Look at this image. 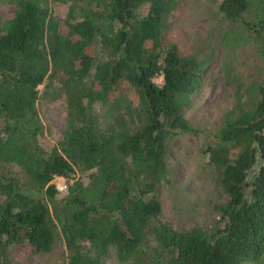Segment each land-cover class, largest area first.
Segmentation results:
<instances>
[{
    "label": "trees",
    "instance_id": "trees-1",
    "mask_svg": "<svg viewBox=\"0 0 264 264\" xmlns=\"http://www.w3.org/2000/svg\"><path fill=\"white\" fill-rule=\"evenodd\" d=\"M57 1L68 4L62 21ZM183 1L14 0L15 14L0 16V264H20L16 246L44 254L58 242L66 264H102L111 250L123 264H264L262 82L239 86L248 100L207 134L218 222L162 218L171 141L203 131L187 113L199 63L164 35ZM218 12L264 49V0H221ZM57 102L67 122L47 149L55 129L39 108Z\"/></svg>",
    "mask_w": 264,
    "mask_h": 264
},
{
    "label": "rangeland",
    "instance_id": "rangeland-1",
    "mask_svg": "<svg viewBox=\"0 0 264 264\" xmlns=\"http://www.w3.org/2000/svg\"><path fill=\"white\" fill-rule=\"evenodd\" d=\"M220 1L184 0L168 19L164 31L169 43L179 44L188 56L198 61L203 78L187 112L191 122L203 131L196 136L179 135L171 141L169 174L159 190L162 218L178 229L196 224L210 229L218 222L219 212L215 206L223 202L224 197L216 190L209 173L208 155L203 150L209 141L207 134H214L221 126L226 110L233 107L237 98L243 95L248 100L250 95L246 89L241 91V85L264 84V75L260 76L264 70V49L257 51V43L254 46L248 41L250 32L244 29L243 20H229L220 15ZM51 8L62 21L68 4L52 2ZM15 10L14 0H0L2 19L11 18ZM155 81L162 84L163 76ZM39 110L47 128L55 129L53 134L47 129L44 132L46 136L41 143L48 149L56 141L58 131L66 125V107L63 102L43 103ZM15 250L20 264H66L61 242L50 253L35 254L27 245L16 246ZM102 264L123 263L111 250Z\"/></svg>",
    "mask_w": 264,
    "mask_h": 264
},
{
    "label": "built area",
    "instance_id": "built-area-1",
    "mask_svg": "<svg viewBox=\"0 0 264 264\" xmlns=\"http://www.w3.org/2000/svg\"><path fill=\"white\" fill-rule=\"evenodd\" d=\"M53 183H55V186L59 191H64L67 189V183L63 177H55Z\"/></svg>",
    "mask_w": 264,
    "mask_h": 264
}]
</instances>
